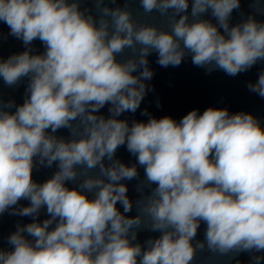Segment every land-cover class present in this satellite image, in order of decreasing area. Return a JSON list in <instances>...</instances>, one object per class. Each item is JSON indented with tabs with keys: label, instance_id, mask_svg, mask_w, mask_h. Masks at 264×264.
I'll use <instances>...</instances> for the list:
<instances>
[{
	"label": "clouds",
	"instance_id": "9594fccd",
	"mask_svg": "<svg viewBox=\"0 0 264 264\" xmlns=\"http://www.w3.org/2000/svg\"><path fill=\"white\" fill-rule=\"evenodd\" d=\"M247 2L246 14L242 0H0V43L24 48L0 56L3 87H24L22 103L0 88V220L30 219L0 233V264H264V121L141 110L153 54L233 78L264 65V0ZM153 14L162 23L141 18ZM246 87L264 99V67ZM138 110L146 121L122 118Z\"/></svg>",
	"mask_w": 264,
	"mask_h": 264
},
{
	"label": "water",
	"instance_id": "95a60500",
	"mask_svg": "<svg viewBox=\"0 0 264 264\" xmlns=\"http://www.w3.org/2000/svg\"><path fill=\"white\" fill-rule=\"evenodd\" d=\"M121 4L123 0H118ZM134 10L138 9V3L130 5ZM242 10L247 14L251 9L248 7L247 0H242ZM190 11V9H189ZM235 23L240 16L237 13H233ZM153 17H141L142 19H148L149 22L162 23V19L158 14H153ZM264 20V17H258ZM0 31L7 34L9 29L6 25L0 24ZM40 51H43L39 41L35 42L34 45ZM23 45L21 41L9 36L7 40L0 43V56L7 58L12 53L23 51ZM150 66L154 69L155 75L153 80L150 82L155 86V92L149 93L145 100L141 104V110L148 108L149 112L155 117L160 118L165 115H170L174 119H181L187 112L192 109H198L201 113L209 106L228 108L230 113L239 111L250 112L262 121H264V99L260 98L254 93H250L246 87L248 81L255 82L258 78V72L264 65L258 64L249 72L240 74L236 77H228L223 72L216 71L210 75H205L203 69L194 67L191 64L190 59L186 60L181 66L177 68H162L156 64V55L153 54L149 57ZM0 88H2L5 99L12 97L15 98L17 103L23 102L24 87L21 85L16 90L4 88L2 82H0ZM159 100L162 105L161 108H157L156 101ZM107 114V107L101 110ZM129 121L132 119L136 120H147V117L140 115V111L133 116L130 113H125L124 117ZM58 135L67 136V130H61ZM117 157L125 163L134 162V157L126 151L125 148H120ZM55 171V166L52 169H41L38 172H34V179L39 182H43L45 179L50 177ZM141 175H143V169H140ZM136 181L128 182L129 196L133 200L136 198L137 193L134 190ZM71 187V185H69ZM22 203L26 204V201ZM119 207V205H118ZM122 211V209H121ZM135 208L129 215H135ZM47 218L43 212L40 216V220ZM20 220L22 223L30 222V219L20 217H10L7 214L4 215L0 220V233L3 236H7L10 232L15 230V223ZM204 225H201L199 230L198 238L203 239ZM158 233L140 232L138 234V240L142 243L149 236H156ZM7 247L6 245H4ZM207 253L199 255L197 258L198 264H209L206 259ZM241 260L247 261L248 256L246 254L240 257Z\"/></svg>",
	"mask_w": 264,
	"mask_h": 264
}]
</instances>
